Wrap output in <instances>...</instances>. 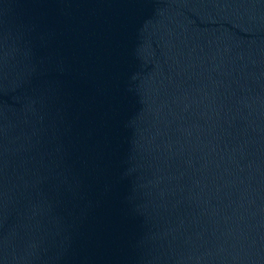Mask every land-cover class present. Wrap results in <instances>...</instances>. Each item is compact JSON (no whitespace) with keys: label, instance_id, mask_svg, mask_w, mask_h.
I'll use <instances>...</instances> for the list:
<instances>
[{"label":"water","instance_id":"obj_1","mask_svg":"<svg viewBox=\"0 0 264 264\" xmlns=\"http://www.w3.org/2000/svg\"><path fill=\"white\" fill-rule=\"evenodd\" d=\"M0 264H264V0H0Z\"/></svg>","mask_w":264,"mask_h":264}]
</instances>
